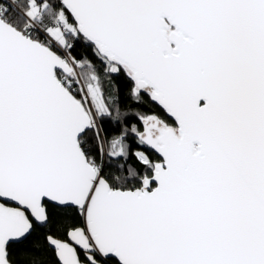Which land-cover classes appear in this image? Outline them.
<instances>
[{
    "label": "snow or ice",
    "instance_id": "1",
    "mask_svg": "<svg viewBox=\"0 0 264 264\" xmlns=\"http://www.w3.org/2000/svg\"><path fill=\"white\" fill-rule=\"evenodd\" d=\"M0 264H264V0H0Z\"/></svg>",
    "mask_w": 264,
    "mask_h": 264
}]
</instances>
